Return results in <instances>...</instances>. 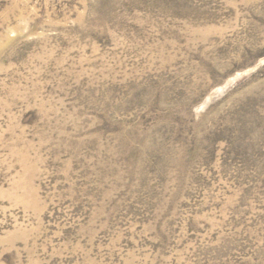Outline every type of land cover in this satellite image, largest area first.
Instances as JSON below:
<instances>
[{
	"label": "rangeland",
	"instance_id": "rangeland-1",
	"mask_svg": "<svg viewBox=\"0 0 264 264\" xmlns=\"http://www.w3.org/2000/svg\"><path fill=\"white\" fill-rule=\"evenodd\" d=\"M0 264H264V0H0Z\"/></svg>",
	"mask_w": 264,
	"mask_h": 264
},
{
	"label": "bare ground",
	"instance_id": "bare-ground-1",
	"mask_svg": "<svg viewBox=\"0 0 264 264\" xmlns=\"http://www.w3.org/2000/svg\"><path fill=\"white\" fill-rule=\"evenodd\" d=\"M18 3V2H17ZM18 5V4H17ZM17 5H15V6H17ZM18 8V7H17Z\"/></svg>",
	"mask_w": 264,
	"mask_h": 264
}]
</instances>
